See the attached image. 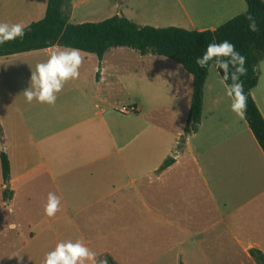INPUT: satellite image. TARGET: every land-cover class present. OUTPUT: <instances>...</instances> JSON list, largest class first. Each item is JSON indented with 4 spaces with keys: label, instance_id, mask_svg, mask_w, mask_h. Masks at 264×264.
<instances>
[{
    "label": "crops",
    "instance_id": "1",
    "mask_svg": "<svg viewBox=\"0 0 264 264\" xmlns=\"http://www.w3.org/2000/svg\"><path fill=\"white\" fill-rule=\"evenodd\" d=\"M47 3L0 0V22L27 27L44 18ZM246 10L244 0H70L69 22L120 15L139 26L202 32ZM52 50L0 57L9 162L6 183L0 167V264H17V255L22 264H43L66 239L84 241L98 260L114 264H257L251 252L264 257V154L231 110L216 69L204 84L201 123L177 151L192 93L180 65L133 50L138 63L156 70L131 73L109 66L110 50L101 60L80 51V77L65 83L56 103H28L32 71ZM258 73L251 96L264 119V60ZM129 76L153 84L143 95L135 91L134 112L121 114L115 97L128 94ZM163 113L181 128L160 121ZM190 140L197 144L187 148ZM168 157L173 163L159 171ZM49 192L61 200L54 217L44 213Z\"/></svg>",
    "mask_w": 264,
    "mask_h": 264
},
{
    "label": "trees",
    "instance_id": "2",
    "mask_svg": "<svg viewBox=\"0 0 264 264\" xmlns=\"http://www.w3.org/2000/svg\"><path fill=\"white\" fill-rule=\"evenodd\" d=\"M244 1L247 6L244 14L232 18L214 31L196 32L175 27L139 26L120 15L98 23L74 25L69 22L70 0H48L44 18L28 25L23 39L0 45V57L60 45L94 54L99 60L113 48H129L142 56L150 54L173 60L192 77L189 115L183 134L177 141L179 151L186 138L195 133L201 123L203 88L211 65L200 68L195 62L196 57L204 52L209 43L229 40L246 57L247 73L241 80L248 101L243 119L264 154V119L251 96L258 83V65L264 60V1ZM248 16L256 20L257 32L249 30ZM173 161L171 157L165 159L159 171L165 170ZM0 167L3 182L6 183L9 162L3 153H0ZM251 255L257 264H264V257L260 253L253 251ZM106 260L108 264H114L110 259Z\"/></svg>",
    "mask_w": 264,
    "mask_h": 264
},
{
    "label": "clouds",
    "instance_id": "3",
    "mask_svg": "<svg viewBox=\"0 0 264 264\" xmlns=\"http://www.w3.org/2000/svg\"><path fill=\"white\" fill-rule=\"evenodd\" d=\"M249 30L257 32L256 20L248 16ZM26 25L24 23L0 22V45L17 39H23ZM196 64L200 68L213 66L220 83L225 86V94L231 99V110L243 118L247 108L248 95L244 91L241 80L245 76L246 57L236 50L229 40L211 42L204 52L196 57ZM82 56L79 49L74 47L53 46V50L45 62L35 65L32 71L30 86L23 93L26 102L33 101L39 104L54 105L58 94L63 90L65 83L80 77ZM230 81V83H229ZM0 153H8V143L0 142ZM61 200L52 192L48 193L44 213L54 217L60 210ZM17 264H22L23 256H14ZM43 264H108L107 260H98L97 254L80 239H66L56 243L55 247L45 254Z\"/></svg>",
    "mask_w": 264,
    "mask_h": 264
},
{
    "label": "rangeland",
    "instance_id": "4",
    "mask_svg": "<svg viewBox=\"0 0 264 264\" xmlns=\"http://www.w3.org/2000/svg\"><path fill=\"white\" fill-rule=\"evenodd\" d=\"M131 51H133L132 49H129V48H113L110 50L107 58H106V61L109 62V66H113V67H120V66H125L127 67L126 69L127 70H130L131 69V73H134L136 70H138V72H140V74H145L144 72L146 70H148V67L147 65L146 66H142V64L138 63L139 60H137V58L133 55V54H130ZM36 60H31L30 61V64L34 65L36 64L35 63ZM120 65V66H119ZM121 68V67H120ZM156 69L154 68L153 71L151 69H149L148 71L149 72H154ZM125 71V70H124ZM156 73V74H155ZM152 76H154V78H159V79H162L161 78V73H157L155 72ZM210 75L211 77H217L216 76V72L215 70L213 69V67L210 68ZM137 79H132L131 76H129L127 78V82H126V85H127V93L128 94H125L124 96L120 95V96H117L116 95V104H118L119 106H125V107H129L130 104L133 102V98H134V93L136 90H138L140 88V93L143 95L144 93H146V91L148 90V86L146 84H153V83H149L147 81H144V83L140 82V83H137ZM158 87L156 88H159L157 90H159V92H166V89L161 87V83H158ZM165 87V86H164ZM161 89H163L161 91ZM145 101V106L144 108H146V112L149 111L147 110L150 106H148L149 104ZM159 101H163V100H159ZM171 105H172V102H171ZM164 114V113H163ZM167 115L164 114L163 117H160L159 120L162 121V122H165L167 123L169 126H170V129L176 131L177 129H180L181 128V122H179L178 119H173L171 121L170 118H166ZM168 121H167V120ZM0 142H3L2 140V135H3V130L0 128ZM192 135V134H191ZM191 135H189L188 137H190ZM175 135H174V139L172 140V143L175 144L176 140H175ZM189 141V140H188ZM191 144L194 146L195 144H197L196 140L195 142L190 140L187 148L189 147V145L191 146ZM183 147V146H182ZM182 147L180 148V150L182 149ZM174 149V147H173ZM30 252H34L32 249L29 250Z\"/></svg>",
    "mask_w": 264,
    "mask_h": 264
},
{
    "label": "built area",
    "instance_id": "5",
    "mask_svg": "<svg viewBox=\"0 0 264 264\" xmlns=\"http://www.w3.org/2000/svg\"><path fill=\"white\" fill-rule=\"evenodd\" d=\"M118 112L121 114H127L129 112H134V109L129 107H121L120 109H118Z\"/></svg>",
    "mask_w": 264,
    "mask_h": 264
}]
</instances>
